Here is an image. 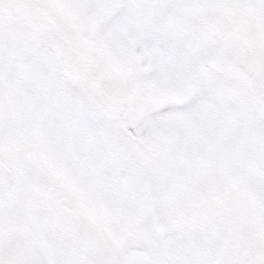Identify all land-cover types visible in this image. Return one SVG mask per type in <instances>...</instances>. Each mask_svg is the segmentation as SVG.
<instances>
[{
    "label": "snow or ice",
    "instance_id": "snow-or-ice-1",
    "mask_svg": "<svg viewBox=\"0 0 264 264\" xmlns=\"http://www.w3.org/2000/svg\"><path fill=\"white\" fill-rule=\"evenodd\" d=\"M0 264H264V0H0Z\"/></svg>",
    "mask_w": 264,
    "mask_h": 264
}]
</instances>
